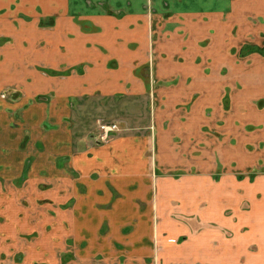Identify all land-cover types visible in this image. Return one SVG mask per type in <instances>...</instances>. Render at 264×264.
<instances>
[{"label": "crops", "instance_id": "obj_1", "mask_svg": "<svg viewBox=\"0 0 264 264\" xmlns=\"http://www.w3.org/2000/svg\"><path fill=\"white\" fill-rule=\"evenodd\" d=\"M187 1L156 40L143 0H0V264H264V0ZM111 101L141 125L97 144Z\"/></svg>", "mask_w": 264, "mask_h": 264}, {"label": "rangeland", "instance_id": "obj_2", "mask_svg": "<svg viewBox=\"0 0 264 264\" xmlns=\"http://www.w3.org/2000/svg\"><path fill=\"white\" fill-rule=\"evenodd\" d=\"M183 2H184V4H186L188 1L184 0ZM150 80L152 81L151 77L149 78V84H151ZM152 82H154V81H152ZM12 95H15V97H18V95H20V93L17 91V92H15V94H12ZM119 104H121V103L116 102V101H111V102H107L106 104H104V106L101 105L102 107L100 106L101 108H99L98 109L99 111L97 112L98 114L101 113V114H99L100 115L99 120H97V121L99 122V121H104V120H108V121L119 120V122L121 123V127L124 128L123 131L126 130L125 127H140L141 122L140 123L137 122L135 118H132L134 120H131V118L130 119L126 118L125 115L123 116L124 118L121 116V113H119ZM134 106H136V105H134ZM134 106L132 107V109L135 108ZM106 107L109 109L108 110L105 109ZM213 111L214 110L212 108L211 109L208 108V110H207L208 115H210V114L212 115ZM15 113H17V111ZM110 115H113L114 117L110 118ZM211 115H210V117H211ZM142 119L143 118L140 117L139 120H142ZM214 126H215V124L213 125V127ZM205 127L207 128L208 131H212V132L215 131L214 129H212L213 127H210L209 125H206ZM172 175L175 178H180L183 174L175 173ZM212 177L214 178L213 179L214 182H218L217 183L218 185H225L228 188L227 189L228 194L226 193L228 195V197L225 196L223 205L218 206V212L217 213H219V210L220 211L222 210V212H224V215L226 216L225 218H229V219L234 218V222H236V223H238L237 222V217H238V221H240V223L243 222V224L245 225V226L243 224L240 225V228L242 229V233L244 235H247L248 229L251 228V222H249L248 219L252 214H254V212H255L254 209L256 208L253 199H254L255 193L258 192L257 189L250 188V187L247 188L245 183H243V184L239 183L240 185H237L239 189L234 188L235 185L233 186L231 180L229 181V179L232 177V175H227L226 173L220 172L217 174H213ZM223 178L225 180L224 183L221 180ZM238 190H239V194H236ZM210 195H211V197L214 198V193L213 194L210 193ZM258 195H261V194H258ZM216 207H217V205H215V202L211 201V203H210V201H208L207 210H206L208 217L214 218L212 216L216 215L215 214ZM203 208H204V205H203ZM203 212H205V208L203 209ZM193 217L195 218V217H197V215H193ZM205 226L209 227L208 228L209 232H212L216 227L222 228L220 223H215L214 221L212 223L209 222L208 224H205ZM225 228H222V229H225ZM229 232H232V231L229 230ZM229 238H231V237H229ZM183 240H184V238H181V241H183ZM247 246H248V249L250 251H253L255 248H257V244L256 245L250 244ZM17 256H19V254ZM62 260L65 264L71 262L72 260L75 261V252H68V253L63 254Z\"/></svg>", "mask_w": 264, "mask_h": 264}, {"label": "flooded vegetation", "instance_id": "obj_3", "mask_svg": "<svg viewBox=\"0 0 264 264\" xmlns=\"http://www.w3.org/2000/svg\"><path fill=\"white\" fill-rule=\"evenodd\" d=\"M143 1H144V6H143L144 12L141 13V15L143 18H145V22L149 24V26H151L152 28L151 36L154 37L156 40L158 39V37L162 38V36L165 39H172V30L166 29L162 31V29L165 28V25L169 21L175 19V15H178L177 13H175V9H174L175 0H143ZM177 1L181 3L184 0H177ZM151 40L152 42L154 41V39ZM2 41L3 42H1L0 45H3L7 40L3 39ZM148 50H149L148 62L143 64V66H140L141 68H139L138 71L148 70L150 76H153L155 75L156 62H155L154 49L152 44L148 46ZM15 92L17 91L12 92L9 89L4 90L2 93V98H4L5 100L13 101L14 99L17 98L15 97V95H12L15 94ZM105 124L108 126H114V128L111 129L107 135H105V133L101 129V126ZM123 130L124 128L121 127V123L119 122V120L99 121L98 124L96 125V128L92 131L91 137L93 138L95 143L102 144L108 142L113 137L121 133ZM30 237L32 238L37 237V234H33ZM170 241L176 242L175 239H171Z\"/></svg>", "mask_w": 264, "mask_h": 264}, {"label": "built area", "instance_id": "obj_4", "mask_svg": "<svg viewBox=\"0 0 264 264\" xmlns=\"http://www.w3.org/2000/svg\"><path fill=\"white\" fill-rule=\"evenodd\" d=\"M114 128V126H108V125H102L101 126V129H102V131L105 133V135H107L108 134V132L111 130V129H113Z\"/></svg>", "mask_w": 264, "mask_h": 264}]
</instances>
